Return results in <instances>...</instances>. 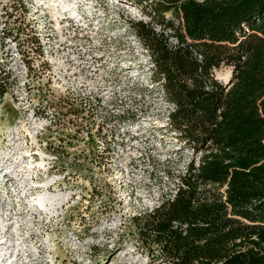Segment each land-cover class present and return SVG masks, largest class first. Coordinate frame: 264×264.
Listing matches in <instances>:
<instances>
[{
	"label": "rangeland",
	"instance_id": "obj_1",
	"mask_svg": "<svg viewBox=\"0 0 264 264\" xmlns=\"http://www.w3.org/2000/svg\"><path fill=\"white\" fill-rule=\"evenodd\" d=\"M113 1L0 0V30L14 29L0 38V67L13 80L0 105V264H149L130 219L158 204L168 171L196 157L169 129L171 106L130 28L148 16ZM81 99L97 122L90 140L68 122L65 103ZM84 149L81 169L68 167Z\"/></svg>",
	"mask_w": 264,
	"mask_h": 264
},
{
	"label": "trees",
	"instance_id": "obj_2",
	"mask_svg": "<svg viewBox=\"0 0 264 264\" xmlns=\"http://www.w3.org/2000/svg\"><path fill=\"white\" fill-rule=\"evenodd\" d=\"M122 1L149 18L130 28L150 56L152 86L171 106L169 129L196 155L167 172L171 185L157 205L131 217L136 246L149 264H264V0ZM18 9L23 24L28 9ZM26 29L42 52L31 22ZM223 66L226 80L216 75ZM3 67L0 105L13 84ZM89 105L65 103L68 122L87 128L88 140L98 134ZM87 157L84 149L68 167L81 169Z\"/></svg>",
	"mask_w": 264,
	"mask_h": 264
},
{
	"label": "bare ground",
	"instance_id": "obj_3",
	"mask_svg": "<svg viewBox=\"0 0 264 264\" xmlns=\"http://www.w3.org/2000/svg\"><path fill=\"white\" fill-rule=\"evenodd\" d=\"M113 2H116V0H115V1H113Z\"/></svg>",
	"mask_w": 264,
	"mask_h": 264
}]
</instances>
